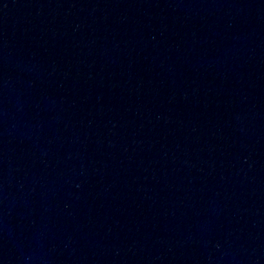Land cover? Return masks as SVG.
Returning <instances> with one entry per match:
<instances>
[{
	"label": "water",
	"instance_id": "water-1",
	"mask_svg": "<svg viewBox=\"0 0 264 264\" xmlns=\"http://www.w3.org/2000/svg\"><path fill=\"white\" fill-rule=\"evenodd\" d=\"M0 264H264V0H0Z\"/></svg>",
	"mask_w": 264,
	"mask_h": 264
}]
</instances>
